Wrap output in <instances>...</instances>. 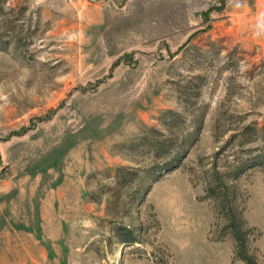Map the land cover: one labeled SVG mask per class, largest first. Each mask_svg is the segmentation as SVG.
Instances as JSON below:
<instances>
[{
	"label": "rangeland",
	"instance_id": "rangeland-1",
	"mask_svg": "<svg viewBox=\"0 0 264 264\" xmlns=\"http://www.w3.org/2000/svg\"><path fill=\"white\" fill-rule=\"evenodd\" d=\"M0 264H264V0H0Z\"/></svg>",
	"mask_w": 264,
	"mask_h": 264
}]
</instances>
